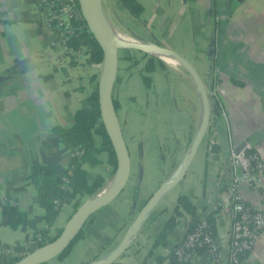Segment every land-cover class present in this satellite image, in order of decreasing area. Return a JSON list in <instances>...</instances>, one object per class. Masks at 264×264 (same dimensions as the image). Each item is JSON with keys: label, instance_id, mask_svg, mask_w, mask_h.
<instances>
[{"label": "crops", "instance_id": "crops-1", "mask_svg": "<svg viewBox=\"0 0 264 264\" xmlns=\"http://www.w3.org/2000/svg\"><path fill=\"white\" fill-rule=\"evenodd\" d=\"M140 1L147 27L159 42L153 48L165 51L169 47L162 39L177 27L172 17L165 15L168 12L165 8L173 0ZM177 1L181 2L184 18L187 12L190 16L192 13L208 33H203L200 41H193L199 47L191 57L175 50L179 49L176 46L169 49L193 64L211 95V108L221 106L227 116L224 119L219 109L217 113L211 111L201 139L210 157V170L205 158L204 168L196 177L192 169L190 172L193 160L190 147L204 114L202 91L190 71L180 61L170 65L160 58L162 63L155 64L154 70L148 73L151 80L146 83L138 71L141 64L124 69L113 94L120 103L118 121L130 156L132 149L136 152V174L131 177L130 173L124 189L83 222V235L67 255L42 264H103L126 231L133 228L134 200L141 207L160 183L171 182L182 170L184 175L178 183L153 200L130 246L111 264L224 263L232 217L231 210L222 203L230 184L229 142L237 147L246 143L247 147L264 152V49L247 48L248 32L240 40L235 39L236 26L239 20L248 26L253 22L255 26L249 36L255 41L262 39L264 45V22L260 23L264 20V0H255V3L252 0ZM187 8L190 9L187 11ZM42 14L37 0H0V72L21 58H28L30 67L12 78L0 79V151H7L0 154V240L14 245L18 255L28 254L27 242L34 228L24 223L11 227L2 206L7 201L13 202L27 210L38 224H45V210L27 179L29 166L37 161H53L61 172L68 169L72 156L70 146L62 142L60 133L53 127L71 124L74 112L87 100L94 85L90 76L100 64L53 50L49 40L54 29L43 20ZM223 30L228 36L223 37ZM185 32L188 31L173 30L174 37L179 39ZM226 40H232L231 45ZM240 42L245 43V49H233L234 43ZM171 70L182 76L173 77ZM155 71L160 72L159 79ZM237 79L242 84L236 83ZM210 138L215 139L212 153L207 149ZM165 165L167 168L163 169ZM85 167L90 179L109 170L105 160ZM182 193L197 203L201 217L214 213L211 231L218 244L215 261L204 249H199L186 263L172 261L168 256L187 231L188 213L178 217L175 226L167 230L166 243L156 241ZM243 196L246 202L264 207V178L256 187L244 186ZM73 209V198L66 196L50 229L63 226ZM241 264H264V229L252 250L243 255Z\"/></svg>", "mask_w": 264, "mask_h": 264}, {"label": "trees", "instance_id": "trees-1", "mask_svg": "<svg viewBox=\"0 0 264 264\" xmlns=\"http://www.w3.org/2000/svg\"><path fill=\"white\" fill-rule=\"evenodd\" d=\"M115 1L118 6L130 16L140 20L141 25L145 28L146 34L148 35L147 37L142 36L127 28L132 36L144 41H151L155 44H159L152 36L151 30L147 27V20L142 17L143 5L140 0ZM81 22L84 23V27L77 30V34L71 38L69 45L73 47L86 46V51L88 52L86 58L87 63H103L104 56L100 45L89 31L84 18H82ZM126 48H128V51L125 55H122V57L128 59L130 62L127 63L125 66L126 69H124L130 70L133 66H138V63L142 60L138 69L141 72L142 80L148 83L152 77L148 73L154 70L157 62L162 63V61L160 58L142 49L133 47ZM137 51L141 52L139 57L135 53ZM75 62L76 61L71 60V63ZM99 74L100 72L98 69L92 72L90 78L94 85L87 96L86 102L74 112L71 124L67 126L56 124L53 127V129L60 133L62 142L70 146L71 151H75V154L70 158L68 169L65 172H61L53 161H37L29 166L27 179L33 184L39 204L45 210V214L43 215L45 224H38L37 220L32 217L27 210L22 209L13 202L7 201L2 206V212L6 215L7 223L11 227H16L24 223L34 228V232L29 239L27 247L28 253H32L35 249L53 241L59 234L61 227H59L57 233H51L50 226L55 222L66 196L73 198V206L75 209L81 203L82 198L93 196L98 192L99 189L104 186L107 179H109L108 177H111L118 167L116 155L105 130L99 107ZM44 76L48 77L49 74H45ZM120 78L119 73H117L116 81H119ZM235 82L242 84V81L238 79L235 80ZM208 97L211 99L210 94H208ZM112 104L118 118L120 103L114 94L112 95ZM241 145H243V143ZM247 150L250 151L252 149L247 147ZM102 160L108 163L109 170L106 174L97 173L95 177L90 179L87 175L85 164H96ZM64 175L69 179L68 188L62 185V178ZM185 213L189 214V219L187 220L188 231L193 227L194 223L202 217L198 214V205L193 198L188 194L182 193L178 195L177 202L172 209V214L169 216L167 223L156 240L158 243H166L167 230L175 226L178 217ZM205 220L209 223L211 229L215 220L214 213L206 216ZM82 235L83 228L81 225L64 250L57 255V258H62L67 255L74 242ZM168 256L172 261L179 262L174 258L172 253H169ZM15 260L16 259L13 258L10 260L9 264Z\"/></svg>", "mask_w": 264, "mask_h": 264}, {"label": "built area", "instance_id": "built-area-1", "mask_svg": "<svg viewBox=\"0 0 264 264\" xmlns=\"http://www.w3.org/2000/svg\"><path fill=\"white\" fill-rule=\"evenodd\" d=\"M37 1L42 6L43 20L54 29L49 46L63 54L86 59L88 56L86 46L69 45L77 30L84 27V23L81 22L83 14L79 0ZM218 109L226 119L225 110L221 106ZM214 143L215 139L210 138L207 145L209 153H212ZM71 154H75V151H71ZM228 158L230 184L222 203L231 210L232 217L230 239L223 264H241L243 255L252 250L264 229V207L246 202L243 196L244 186L256 187L264 178V152L253 149L248 151L246 143L237 147L230 140ZM62 185L65 188L69 187V179L66 175L62 178ZM199 249L206 250L212 261L216 260L218 244L209 223L203 217L195 222L193 227L185 232L183 238L173 246L172 254L177 261L185 263L191 261ZM23 256L18 255L14 245L0 240V264H9L13 258L18 260Z\"/></svg>", "mask_w": 264, "mask_h": 264}, {"label": "water", "instance_id": "water-1", "mask_svg": "<svg viewBox=\"0 0 264 264\" xmlns=\"http://www.w3.org/2000/svg\"><path fill=\"white\" fill-rule=\"evenodd\" d=\"M80 8L83 14V18L85 19L89 31L92 33L98 44L100 45L104 60L103 63L107 64L106 76L103 82H101V78H99V107L101 111V116L103 120V124L105 130L108 134V137L113 146L118 167L113 174V176L104 184V186L96 192L93 196L86 198L83 202H81L70 214L68 219L63 224L59 234L56 238L49 242L48 244L35 249L32 253H28L23 257L19 258L12 264H42L54 257H57L64 248L69 243L70 239L77 232L80 226L89 219L93 213H95L99 208L105 206L109 202H111L126 186L130 171H131V156L129 151V146L125 142L122 134L120 132V125L118 123L117 115L114 111L112 104V95H113V87L116 81L117 72H118V49L120 47H115L112 45L109 35L106 30L103 28L101 21L99 19L100 14L98 11L92 6L91 0H79ZM129 35V34H128ZM131 36V35H130ZM136 39V38H135ZM137 40V39H136ZM137 43L128 44L121 47H133L142 49L148 53L149 51L145 50L142 47V43H147L156 47L155 43H148L144 41L137 40ZM158 46V45H157ZM168 51V53L175 56L179 61L183 63V65L190 71L192 77L199 85L202 96L204 100V114L199 130L192 142L190 147V154L192 155L196 148L198 147L203 135L205 133L207 124L210 119L211 111L214 113L218 112V109L211 108L210 103L211 99L208 97V92L204 88L202 83V78L200 77L198 71L195 69L192 63H190L185 57L180 55L179 53L172 51L168 48L164 49ZM153 54V53H150ZM156 55V54H154ZM159 57L158 55H156ZM161 58V57H159ZM162 59V58H161ZM28 58H21L14 62L10 67H7L3 71L0 72V79L4 78H12L22 72H25L30 69L29 65H27ZM110 112L115 117L117 127L114 125V122L110 116ZM10 151V150H8ZM7 151H0V154L6 153ZM119 171V176L114 183V185L105 193L100 194V191L115 177L116 173ZM184 175V170L181 171L179 175H177L171 182L161 183L146 199L144 204L138 208L137 201L134 200L131 212H135V218L133 222V228L128 229L126 233L123 235L121 242L113 248L109 254L107 255L103 264H111L118 256H120L125 249H127L133 238L137 235L140 223L143 220L144 215L152 206L153 200L160 195L162 191L170 188L174 185L182 176ZM45 248L41 253H37V250ZM101 264V263H99Z\"/></svg>", "mask_w": 264, "mask_h": 264}, {"label": "rangeland", "instance_id": "rangeland-1", "mask_svg": "<svg viewBox=\"0 0 264 264\" xmlns=\"http://www.w3.org/2000/svg\"><path fill=\"white\" fill-rule=\"evenodd\" d=\"M181 1L183 2V0H181ZM252 1H254V3H255V0H252ZM148 2H149V0H148ZM180 3L177 0H173L171 5H169V6H167L165 8L166 10H168L167 13L164 11L165 15H166V18L172 17L171 19L177 25V27L174 26L175 28L173 27V29L171 31L170 30L168 31V37H166V38L164 37L162 39V43L165 44L169 48H172L173 46H176L179 49H175V50H180V52H182V54H184L185 56L191 57V54L193 52H196L197 48L199 47V44H196V43L193 44V41L194 40L200 41V38L202 37V34L203 33H208V32H207V29L203 26L202 21L197 20L196 18H194L192 13H191V16H190V15H188L189 12H187L186 15H185V18H184V12L182 11L183 8H182V5ZM96 8L99 10L98 12H100L99 14L101 16L106 17L118 29H120L121 31L129 34V36H130V33L128 32V29H130L132 32L137 33L139 35L146 36V37L148 36L146 34L145 28L141 25L140 20L134 19L126 11L121 9L118 6V4L116 3L115 0H99ZM189 9L190 8H187L186 10L188 11ZM249 14L253 15V12L249 13ZM143 16L144 15H143V12H142V17ZM250 18H252V16ZM238 22L241 25L238 24L236 26L238 31H237L235 39L240 40V37H243L242 35H244L245 33L248 32L249 44H248L247 48L264 49V45H263V40L262 39H260L258 41H255L254 39L251 38V36H249L250 29L255 26L254 23L252 22L248 26V24L247 25H245V23L243 24V22H244L243 20H239ZM261 22H264V20H261L260 23ZM223 25H224V28H225V21H224ZM247 26H248V28H247ZM183 29L187 30L188 32H185V35H184V37L182 39L176 38V35L174 37L173 30L177 32V30H182L183 31ZM225 34H226V36H228V33L223 30V37L225 36ZM132 37H134V36H132ZM135 38L136 37H134L132 39L133 40L137 39V40H140V41H144L142 39H138V38L135 39ZM231 41L232 40H226V43L228 45H231ZM254 42L258 43L259 47ZM127 49L128 48H126V47H120L118 49V55H119L118 56V71L120 70L119 71L120 77L122 75L120 73L125 71L124 68L126 69V67H125L126 64L128 62H130V61H128V59H125L124 57H122V55H125L126 52L128 51ZM233 49H245V43H243V42L236 43V44L234 43ZM170 50L175 51L174 49H170ZM175 52H177V51H175ZM135 53L139 57L141 52L137 51ZM195 56H197V55H195ZM67 60H69L68 57H67ZM141 61L138 63V65H140L142 63ZM194 61L196 62V60H194ZM65 64H66V62H65ZM180 64L182 65L183 63L180 61ZM102 65H103V63H100L99 66L97 67V69L100 72V75H101V71H102ZM134 67H137V66H134ZM138 71H140V70H138ZM155 73H156L155 77L157 79H159L160 78V72L159 71H155ZM170 75H174L173 77L177 76V78L182 76V74L180 72L176 71V70H171ZM117 82L118 81H115L114 86L116 85ZM113 89H114V87H113ZM118 123H119V121H118ZM121 134H122V137L125 138V136L123 135L122 132H121ZM200 143L201 144L196 148L195 152L191 155L193 160L190 163V165H191L190 166V172H191V169H192L193 175L195 177H196L197 173H200L203 170V168H204L203 165H204L205 158H206V165L208 166L207 167L208 170H210V165H212L211 162L208 161V159H210V157H209L207 151L205 149H203V140H201ZM136 163H137L136 152L132 149V152H131V171H130L131 177H133L136 174L135 170H134V166L136 165ZM187 167L188 166H186L185 172L188 171ZM166 168H167L166 165L163 166V169H166ZM156 169H158V167H156ZM111 177H108V178L110 179ZM86 198H88V197H86ZM86 198H82V200L84 201ZM82 200H81V202H83ZM61 228H62V226H61ZM54 231L57 233L59 231V228L57 230H52L51 229V233H53Z\"/></svg>", "mask_w": 264, "mask_h": 264}, {"label": "bare ground", "instance_id": "bare-ground-1", "mask_svg": "<svg viewBox=\"0 0 264 264\" xmlns=\"http://www.w3.org/2000/svg\"><path fill=\"white\" fill-rule=\"evenodd\" d=\"M99 0H91L92 6L99 11L96 6L98 4ZM100 13V12H98ZM99 19L101 21V24L103 26V28L106 30V32L109 35V39L112 43L113 46L115 47H121V46H125L128 44H133V43H137V40H133L132 38L134 37H129L128 35H126L123 31H121L120 29H118L112 22H110L106 17L104 16H99ZM142 47L145 48V50L149 51L150 53L156 54L159 57H161L164 61H166L168 64L170 65H176V63L179 61L175 56H173L172 54L168 53L167 51H162V50H157L155 48H153L152 45H149L147 43H142ZM106 71H107V64L103 63L102 65V71H101V82L104 81L105 76H106ZM110 116L114 122V125L117 127L116 124V120L114 115L112 114V112H110ZM119 176V171L116 173L115 177L102 189V191H100V194H103L105 192H107L116 182L117 178ZM45 248H41L39 250H37V253H41L42 251H44Z\"/></svg>", "mask_w": 264, "mask_h": 264}]
</instances>
